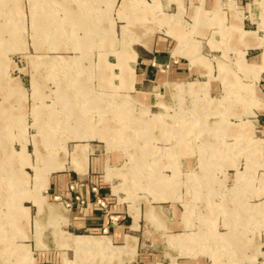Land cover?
<instances>
[{"label":"rangeland","instance_id":"374dc122","mask_svg":"<svg viewBox=\"0 0 264 264\" xmlns=\"http://www.w3.org/2000/svg\"><path fill=\"white\" fill-rule=\"evenodd\" d=\"M250 1L0 0V264H19L20 242V264H264V0ZM69 162L108 186L125 243L77 234L104 233L49 194Z\"/></svg>","mask_w":264,"mask_h":264},{"label":"crops","instance_id":"0c3cea01","mask_svg":"<svg viewBox=\"0 0 264 264\" xmlns=\"http://www.w3.org/2000/svg\"><path fill=\"white\" fill-rule=\"evenodd\" d=\"M251 2L252 0L250 1V3ZM157 44H161V43L159 42ZM142 46L147 48L144 45ZM154 48L156 47L153 46V48L151 49L147 48V51L149 53L153 52ZM117 50L115 49V51ZM149 53H146L145 56H143L138 54L137 52V57L141 58L142 62H144L143 63L144 67L149 63L148 62L150 58ZM72 165L74 166L73 168L74 172L72 171L63 172L54 175L49 180L47 185L48 188H50L51 190L50 191L51 193L49 194H51L56 200L60 199L58 202H60L67 209V213H68L67 219L69 220L70 224L75 226L77 229H81L88 232L100 230L104 233V234H92V233H77V234L105 235L111 237L113 233H119L120 238L123 239V242L125 243L126 241L125 237H127L128 233L123 231L124 230L123 221L121 219L123 215H121L118 211L116 212V214H113V216L109 214L111 211H114L116 209L120 211V209H118V207L115 204H110V208L106 209L107 203H109L111 198L110 195L112 193L108 190V186L104 184L102 179H100L96 174H92L93 170H91V174L88 173L89 172L88 169H86L84 172H79L76 169L75 165L74 164ZM71 185H73L74 187L72 188ZM77 193L82 197L81 201L75 199V195ZM65 201H69L70 205H65ZM14 214L19 219L22 218L19 204L17 205ZM124 222H126V219L124 220ZM126 225L130 227L131 223L128 222ZM90 238L96 240L97 239L100 240L104 238L109 239L107 237H99V238L90 237ZM7 241H2L3 243L0 245V255L4 254V251L6 249L5 246L7 245V244L5 245V242ZM109 241L111 246V240L109 239ZM20 244L21 242L16 243L14 245L11 244L10 246L8 245L7 246L8 251L6 250L7 252H11L13 251V249L15 250L16 255L18 256L17 263L19 264L21 261L20 253H19L21 247ZM116 245H120V244H116ZM66 259L69 258L64 257L62 263H54V264H65Z\"/></svg>","mask_w":264,"mask_h":264},{"label":"bare ground","instance_id":"6f19581e","mask_svg":"<svg viewBox=\"0 0 264 264\" xmlns=\"http://www.w3.org/2000/svg\"><path fill=\"white\" fill-rule=\"evenodd\" d=\"M8 4V3H7ZM77 22V21H76ZM101 68H104V69H107V70H109V64L107 63H105V64H103V65H101ZM114 76L115 77H117V73L115 72L114 73ZM109 77L107 76H105V79H108ZM106 81V80H105ZM105 83H108L109 84V82L108 81H106ZM104 83V84H105ZM195 122H197V123H199V124H204L205 125V130L207 129V127H209L210 129H215L214 127H215V125H208L209 123L207 122V121H200V122H198V121H195ZM160 122H159V120H155V122H151V123H149V127H154V126H157V124H159ZM167 125H169V126H171V123H166ZM194 124H196V123H193V125ZM216 127H217V125H216ZM173 129H175V128H173ZM178 130V133H180V132H182L180 135H179V137L180 138H183V139H186L185 138V129L184 128H179V129H177ZM184 131V132H183ZM187 131V130H186ZM182 135H183V137H182ZM56 162H54V164H55ZM55 167H59V168H61L62 167V165L60 164H57V166H56V164L54 165ZM76 169L79 171V172H82V170H80L79 169V166H76Z\"/></svg>","mask_w":264,"mask_h":264},{"label":"built area","instance_id":"2783aa9c","mask_svg":"<svg viewBox=\"0 0 264 264\" xmlns=\"http://www.w3.org/2000/svg\"><path fill=\"white\" fill-rule=\"evenodd\" d=\"M71 187L73 188V186L71 185ZM75 199H77V200H82V197L77 193L76 195H75ZM65 204L66 205H70V202L69 201H65Z\"/></svg>","mask_w":264,"mask_h":264}]
</instances>
